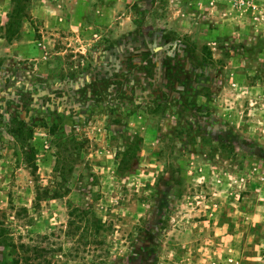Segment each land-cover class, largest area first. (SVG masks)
Here are the masks:
<instances>
[{"label": "rangeland", "instance_id": "rangeland-1", "mask_svg": "<svg viewBox=\"0 0 264 264\" xmlns=\"http://www.w3.org/2000/svg\"><path fill=\"white\" fill-rule=\"evenodd\" d=\"M68 202L104 242L63 234ZM20 243L264 264V0H0V264Z\"/></svg>", "mask_w": 264, "mask_h": 264}, {"label": "trees", "instance_id": "trees-1", "mask_svg": "<svg viewBox=\"0 0 264 264\" xmlns=\"http://www.w3.org/2000/svg\"><path fill=\"white\" fill-rule=\"evenodd\" d=\"M57 196L49 197V199H55ZM68 208V223L64 227L63 234L66 237L74 239L79 238L80 235L90 234V237L98 244H101L103 239L106 238L105 232L109 229L107 222L98 219L95 222L93 218H90L94 214L91 210L92 207L83 208L81 206L75 205L73 202L67 203ZM80 241V240H79ZM19 250L22 251L24 259L21 262L25 264H35L33 260L41 261L45 259L44 249L37 247L36 245H28L26 243H20ZM44 264H55L52 261H44ZM18 264V262H17ZM22 264V263H21ZM42 264V263H38Z\"/></svg>", "mask_w": 264, "mask_h": 264}]
</instances>
